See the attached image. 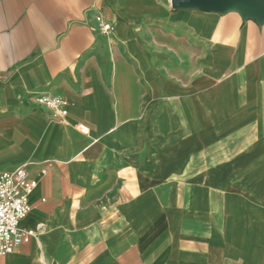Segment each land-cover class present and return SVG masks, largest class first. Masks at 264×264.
I'll return each instance as SVG.
<instances>
[{"label": "crops", "instance_id": "0c3cea01", "mask_svg": "<svg viewBox=\"0 0 264 264\" xmlns=\"http://www.w3.org/2000/svg\"><path fill=\"white\" fill-rule=\"evenodd\" d=\"M21 166L37 235L0 264H264V19L0 0V171Z\"/></svg>", "mask_w": 264, "mask_h": 264}, {"label": "built area", "instance_id": "2783aa9c", "mask_svg": "<svg viewBox=\"0 0 264 264\" xmlns=\"http://www.w3.org/2000/svg\"><path fill=\"white\" fill-rule=\"evenodd\" d=\"M99 28L107 33L113 26L100 21ZM32 102L37 108L52 112L58 122L68 114L69 103L64 97L41 93L32 98ZM36 186L37 180L30 178L23 166L13 172L0 171V257L37 235L35 229L19 226L30 210L28 196Z\"/></svg>", "mask_w": 264, "mask_h": 264}, {"label": "water", "instance_id": "95a60500", "mask_svg": "<svg viewBox=\"0 0 264 264\" xmlns=\"http://www.w3.org/2000/svg\"><path fill=\"white\" fill-rule=\"evenodd\" d=\"M172 7H189L202 12L237 10L243 16L264 19V0H171Z\"/></svg>", "mask_w": 264, "mask_h": 264}]
</instances>
